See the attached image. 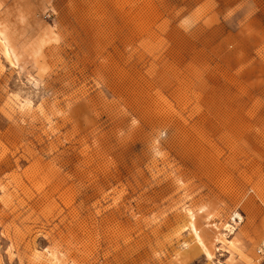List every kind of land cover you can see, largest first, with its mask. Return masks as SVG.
I'll return each mask as SVG.
<instances>
[{"label": "rangeland", "instance_id": "374dc122", "mask_svg": "<svg viewBox=\"0 0 264 264\" xmlns=\"http://www.w3.org/2000/svg\"><path fill=\"white\" fill-rule=\"evenodd\" d=\"M264 0H0V264H264Z\"/></svg>", "mask_w": 264, "mask_h": 264}, {"label": "built area", "instance_id": "2783aa9c", "mask_svg": "<svg viewBox=\"0 0 264 264\" xmlns=\"http://www.w3.org/2000/svg\"><path fill=\"white\" fill-rule=\"evenodd\" d=\"M263 249H264V246H263Z\"/></svg>", "mask_w": 264, "mask_h": 264}]
</instances>
